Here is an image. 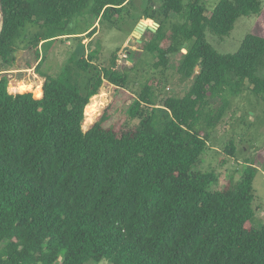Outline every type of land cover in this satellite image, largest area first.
<instances>
[{"label": "trees", "instance_id": "1", "mask_svg": "<svg viewBox=\"0 0 264 264\" xmlns=\"http://www.w3.org/2000/svg\"><path fill=\"white\" fill-rule=\"evenodd\" d=\"M153 1L146 0L143 20L158 27L144 31L139 47L164 77L169 56L186 47L178 75L190 87L183 96L160 97L158 83L144 82L127 109L138 121L131 128L104 127L130 82L119 70V51L107 64L99 48L72 56L56 77L41 76L40 97L9 94L0 76V264H264V221L252 227L253 164L215 192L209 187L216 175L201 170L208 135L224 119L229 97L245 84L264 97V3L220 0L206 15L205 0H158L157 12ZM132 3L0 0V72L12 68L27 26L56 33L31 36L38 71L47 44L72 37L77 47L80 35H98L73 20L94 17L99 28L118 29ZM251 15L252 31L235 53L219 54L206 42V33L228 37L239 18ZM177 18L182 23H172ZM104 83L114 88L111 102L83 132L90 99ZM158 107L169 113L162 128ZM224 154L233 157L232 142Z\"/></svg>", "mask_w": 264, "mask_h": 264}, {"label": "rangeland", "instance_id": "2", "mask_svg": "<svg viewBox=\"0 0 264 264\" xmlns=\"http://www.w3.org/2000/svg\"><path fill=\"white\" fill-rule=\"evenodd\" d=\"M189 1L191 0H185L184 3L186 4ZM219 1L205 0V14L211 13ZM262 2L264 3V0ZM149 6L153 11L157 12L161 3L158 0H154ZM145 7L146 0H133L132 6L124 12L118 21V29L99 28L94 17H90L87 20H73L72 24L77 29L86 28V26L91 24L97 28L98 35L93 36L91 39L85 36L81 37L83 41L77 47V42L72 37H61L58 41L47 44L45 50L42 51L43 56L46 57L38 67V71L35 70L37 62L30 45L31 36L41 33V36L47 38L56 33H52L49 30H39L34 26H27L24 29V35L26 36L18 44L19 50L15 55L14 64L12 68H9L11 70L0 72V76L6 75L8 85H11V87L19 85V88H17L20 89L21 93L16 94H27V90L29 93L31 92L30 94L39 96L38 88L35 86L40 82L43 84L44 80L41 76L56 77L61 73L72 56L80 59L95 48L97 50L99 48V61L102 64H107L110 55L114 51H119V70L128 73L130 82L127 91L122 90L115 97L114 107L110 111L104 127H111L117 132L131 128L138 121L130 119L127 109L132 104L135 94L140 90V85L144 82L151 81L153 85L158 83L156 92L161 94L160 97H180L190 87V82L185 81L184 78L178 75V69L187 53L186 47L178 49L175 54L169 56L168 68L164 73V77L161 76L160 70L153 71L150 68V65L154 62L153 56L142 51L139 47L141 43H137L136 39L134 42L133 33L139 23H146L148 27H152L153 24L143 20L144 16L142 13ZM255 20L256 17L254 15L241 17L235 23L228 37L220 39L206 33V42L219 54H233L237 51L243 38L251 33ZM172 23H182V21L177 18ZM130 51H133V53ZM134 51L136 52L135 54ZM133 57L134 68H132L133 62L131 60ZM197 72L198 69L193 73L192 78L196 76ZM33 73L38 76V80L32 77ZM259 75H264V68L259 70ZM113 91L114 88L111 85L104 83L99 90L100 94L95 96L98 97L95 102L98 105V114L94 123L100 119L104 110L110 104ZM12 92L16 91L10 89L9 94L14 95L15 93ZM126 96L127 100L125 101ZM228 102L229 108L224 119L208 135L207 148L201 157V170L203 173H214L216 175V182L209 187L210 192H215L223 189L228 183L237 182L242 171L253 164L252 167L255 171L253 182L255 217L252 221V227L259 228L264 221V97L252 94L248 91V85L245 84L241 94L229 97ZM212 103L213 106H219L221 100H213ZM156 114L158 127L162 128L169 120V113L165 109L158 107ZM93 125L82 128L83 132H87ZM230 142L234 145L233 157H228L224 154ZM101 264L107 263L103 262Z\"/></svg>", "mask_w": 264, "mask_h": 264}, {"label": "bare ground", "instance_id": "3", "mask_svg": "<svg viewBox=\"0 0 264 264\" xmlns=\"http://www.w3.org/2000/svg\"><path fill=\"white\" fill-rule=\"evenodd\" d=\"M16 83V82H15ZM26 86V85H25ZM19 88V85L17 86H14V87H11V85H8V88H7V92L9 93L10 89H14V91L16 92H12V93H15L14 95H16V93H21L20 89ZM36 89V88H35ZM100 94V93H98ZM105 95V94H104ZM104 97V96H103ZM98 97H93V99L91 100V102L89 103V107L84 115V123H83V129L86 127V126H90L92 124H94L95 122V118L98 114V105L95 103L96 102V99ZM105 98V97H104ZM103 99V98H102ZM101 100V99H100ZM100 102V101H99ZM97 102V103H99ZM107 102V101H106ZM106 104V103H105ZM103 105V104H102ZM82 129V130H83Z\"/></svg>", "mask_w": 264, "mask_h": 264}, {"label": "water", "instance_id": "4", "mask_svg": "<svg viewBox=\"0 0 264 264\" xmlns=\"http://www.w3.org/2000/svg\"><path fill=\"white\" fill-rule=\"evenodd\" d=\"M0 18H1V13H0ZM154 27L157 28L158 25L156 23H153L152 24V27H148L146 23H143V22L139 23L138 26H137V28L135 29V31L133 33L134 39H136L137 42L140 43V40L139 39L141 38V36L144 33L145 29L148 28L149 30L154 31L155 30ZM130 52L133 53V51H130Z\"/></svg>", "mask_w": 264, "mask_h": 264}, {"label": "built area", "instance_id": "5", "mask_svg": "<svg viewBox=\"0 0 264 264\" xmlns=\"http://www.w3.org/2000/svg\"><path fill=\"white\" fill-rule=\"evenodd\" d=\"M33 71H34V69H33ZM32 77H33L34 79H37V80H38V76H36L34 73H33ZM31 87H34V86H31ZM35 87L38 88V91H39V97H40V96H41V93H42V82H40V83H39L38 85H36ZM26 92L28 93L27 90H26Z\"/></svg>", "mask_w": 264, "mask_h": 264}, {"label": "crops", "instance_id": "6", "mask_svg": "<svg viewBox=\"0 0 264 264\" xmlns=\"http://www.w3.org/2000/svg\"><path fill=\"white\" fill-rule=\"evenodd\" d=\"M93 27H94V26H93ZM85 34H86V33H84V34H82V35H80V36L83 37V36H85ZM38 79H39V78H38ZM43 80H44V79H43Z\"/></svg>", "mask_w": 264, "mask_h": 264}]
</instances>
